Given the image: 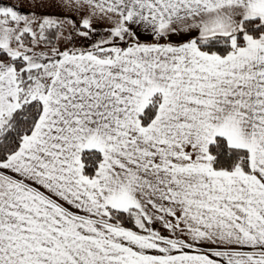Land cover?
Masks as SVG:
<instances>
[{
	"label": "snow or ice",
	"instance_id": "1",
	"mask_svg": "<svg viewBox=\"0 0 264 264\" xmlns=\"http://www.w3.org/2000/svg\"><path fill=\"white\" fill-rule=\"evenodd\" d=\"M0 264H264V0H0Z\"/></svg>",
	"mask_w": 264,
	"mask_h": 264
},
{
	"label": "crops",
	"instance_id": "2",
	"mask_svg": "<svg viewBox=\"0 0 264 264\" xmlns=\"http://www.w3.org/2000/svg\"><path fill=\"white\" fill-rule=\"evenodd\" d=\"M5 2H8V0H5Z\"/></svg>",
	"mask_w": 264,
	"mask_h": 264
}]
</instances>
